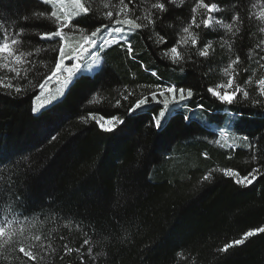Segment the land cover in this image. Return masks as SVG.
I'll return each instance as SVG.
<instances>
[{
    "label": "trees",
    "instance_id": "1",
    "mask_svg": "<svg viewBox=\"0 0 264 264\" xmlns=\"http://www.w3.org/2000/svg\"><path fill=\"white\" fill-rule=\"evenodd\" d=\"M80 3L88 15L0 0L12 53L0 58V264H264V232L223 251L264 228V0ZM53 12L68 19L62 29ZM97 27L103 46L81 63L99 66H80L34 113L58 49H78ZM222 84L237 89L231 102L208 91Z\"/></svg>",
    "mask_w": 264,
    "mask_h": 264
},
{
    "label": "snow or ice",
    "instance_id": "2",
    "mask_svg": "<svg viewBox=\"0 0 264 264\" xmlns=\"http://www.w3.org/2000/svg\"><path fill=\"white\" fill-rule=\"evenodd\" d=\"M42 2H44L46 4H50L51 3V0H42ZM73 2L79 6L80 15H84V16L88 15L89 9L86 8V7H84L82 4H80V0H73ZM158 7L161 10H163L165 8V5L163 3H161V4L158 5ZM204 7L207 8L209 11H213L216 8V5H207V4H205ZM107 15H108V17H112V13L111 12H108ZM52 16L53 17H56V13L53 12L52 13ZM56 19H57V22L59 23V28L60 29H62L69 22L67 18L64 19L63 21H60L59 20V17H56ZM115 23L117 25H126V26H129V27H134L136 29H139L141 27L140 24L134 23V21L128 20V19H125V20H119V19H117V20H115ZM103 27L104 28H107L108 25H103ZM205 27H207V23L205 24ZM100 31H101V29L99 27H97L95 29V31H93L91 33V37H92L91 39H89L87 37L85 38V44L88 45V47L99 48V47H102L103 46L102 43H98V41L95 39L97 33H99ZM115 31L116 32H123V28L117 27L115 29ZM185 31H187V29H185ZM62 36H63L62 31L57 30V31H53V32L43 33V34L40 35L39 39H41V40H45V39H47V40H53L55 38H61ZM164 42L166 43V41H164ZM12 43L15 44L16 41L13 40ZM104 43H106V41ZM193 43L195 44L196 41L193 40ZM88 47L80 46L78 49H69L68 51H65L64 47H60L58 49V52H59V63H57L55 65L56 71L57 72L60 71V69L63 66V64H64V62H65L66 59H69V60L70 59H78L81 53L88 51ZM53 50L56 51V49H53ZM129 51H130V48H129ZM171 51L175 53L176 52V48L173 47L171 49ZM0 54L12 55V53L10 51V45L7 42V37L6 36H5V41L3 43H0ZM21 55H23V54H21ZM201 55L202 56H207L208 53H207V51H204V52L201 53ZM20 58L21 57L19 55L16 56V61L19 62L20 61ZM53 75H55V73H53ZM229 83L231 84V81H229ZM259 83L261 85H264V80H261ZM261 90L264 91V88H262ZM17 91H19V89H17ZM167 91L173 92L174 91V87L168 88ZM179 91L181 93V97L180 98H181V100H183L184 99L183 93H184L185 90L184 89H179ZM208 91L210 93H212V95L217 96L222 101L231 102V100H232V96L231 95H227V94L226 95H221L218 92H213V90L211 88H209ZM161 95H164V93L162 92ZM187 95H188V97H191L193 95L192 91L191 90H188ZM244 95L246 96L247 93H244ZM153 101L156 102V103H159V101H157L155 99V94H153ZM140 103H141V105H143L144 104V101H141ZM167 104H168V102H167V100H165L164 101V106L167 107ZM159 115L161 117H164L165 116V113L163 111H161L159 113ZM155 124H156V126H159V124H160L159 120H156L155 121ZM99 127L101 129H104V125L102 123L99 124ZM106 130H110V129H106ZM227 175L229 176V178H231V177L235 176L236 173L229 171L227 173ZM251 175H253V174L250 173L249 176H251ZM249 176L244 177V181L247 182V183L244 184L245 187L247 186V184H250L252 182V180L249 178ZM205 179H207V177H205ZM234 182L236 184H238V185L239 184H242V181L241 180H235ZM259 232H264V228L256 229L255 231H248V232H246L244 234V238L235 240L231 244L225 245L223 251H227L228 248H230V247L239 246V245L243 244L245 242L246 238L251 237V236H253V235H255L256 233H259ZM4 235H5V228L3 226H0V237H3ZM87 243H88V241L85 240L84 241V244H87ZM18 252L20 254H22L24 257L28 258L29 261H35L36 260V257L33 255V253L31 251L25 250L24 247H20L18 249Z\"/></svg>",
    "mask_w": 264,
    "mask_h": 264
},
{
    "label": "rangeland",
    "instance_id": "3",
    "mask_svg": "<svg viewBox=\"0 0 264 264\" xmlns=\"http://www.w3.org/2000/svg\"><path fill=\"white\" fill-rule=\"evenodd\" d=\"M51 1L60 2L63 9L66 10L67 13L70 12L72 16H75L78 13H80L79 6L75 4L73 0H51ZM71 3H72V6H71ZM214 11L215 9L211 12L213 13ZM259 14L261 15V13ZM87 38L91 39L92 37L87 36ZM83 43L84 44H82L81 46L88 47V45L85 44V40L83 41ZM90 49L91 47H88V51L81 53L78 59H70V60L66 59L65 60L60 71L57 72L56 77L54 76L50 78V80L46 83L41 93L35 98L34 103H33L34 113L37 114L43 108H45L46 106H49L50 104L60 99L64 95V92L66 91V89L68 88L71 82V81L69 82V79H70L69 77L73 75L80 66L85 72H91L99 66L100 60H98V58L93 59L92 61L86 64L81 63L84 61L85 58L86 59L93 58L94 55H92V52L88 53ZM2 55L3 54H0V58L6 59V54L3 56ZM260 87L261 88H259V90L264 88V85H260ZM215 92H218L221 95H226V94L231 95L233 99L237 93V89H234L230 84H222L215 90ZM102 124L104 125V129H112L114 127V120L103 121Z\"/></svg>",
    "mask_w": 264,
    "mask_h": 264
}]
</instances>
